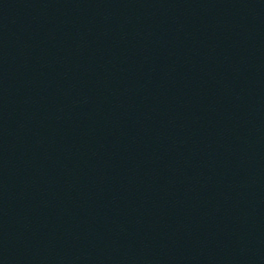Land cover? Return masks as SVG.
I'll list each match as a JSON object with an SVG mask.
<instances>
[{
  "label": "water",
  "instance_id": "95a60500",
  "mask_svg": "<svg viewBox=\"0 0 264 264\" xmlns=\"http://www.w3.org/2000/svg\"><path fill=\"white\" fill-rule=\"evenodd\" d=\"M0 264H264V0H0Z\"/></svg>",
  "mask_w": 264,
  "mask_h": 264
}]
</instances>
